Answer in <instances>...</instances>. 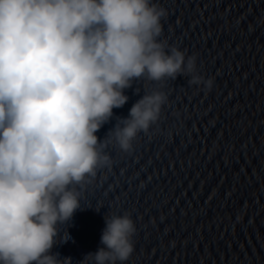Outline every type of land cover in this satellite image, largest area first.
<instances>
[{
    "label": "clouds",
    "instance_id": "1",
    "mask_svg": "<svg viewBox=\"0 0 264 264\" xmlns=\"http://www.w3.org/2000/svg\"><path fill=\"white\" fill-rule=\"evenodd\" d=\"M166 15L152 0H0V264H72L52 249L84 208L76 185L111 164L109 144L130 151L167 100L145 92L98 139L125 89L178 76L212 88L194 55L160 39ZM104 219L102 246L80 264H126L134 252L131 216Z\"/></svg>",
    "mask_w": 264,
    "mask_h": 264
}]
</instances>
